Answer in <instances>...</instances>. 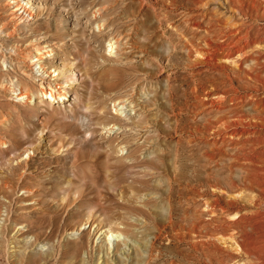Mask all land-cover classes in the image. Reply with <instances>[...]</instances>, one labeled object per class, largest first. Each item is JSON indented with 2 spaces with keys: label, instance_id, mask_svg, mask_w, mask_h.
Listing matches in <instances>:
<instances>
[{
  "label": "rangeland",
  "instance_id": "rangeland-1",
  "mask_svg": "<svg viewBox=\"0 0 264 264\" xmlns=\"http://www.w3.org/2000/svg\"><path fill=\"white\" fill-rule=\"evenodd\" d=\"M23 1L37 6L38 16L15 30L7 7L13 0H0V264H168L172 259L208 264L204 256L201 263L195 256L178 257V250L190 252V244L188 240L174 244L171 227H164L171 204L177 208L176 219H190L195 214L191 198L203 201L193 189L213 191L211 182L225 183L233 171L236 177L241 171L231 168L225 157H207L206 144H191L187 136L169 132L175 123L173 110L189 126L196 119L195 99L187 85L193 78L185 70L189 59L182 38L186 28L182 15L161 10L157 0H147V8L130 20L142 35L133 43L124 40L116 51L117 47L110 46L111 31L101 34L103 27L94 23L93 13L104 3L110 7L121 0ZM210 8L217 15L226 12L220 0H214ZM115 9L109 19L117 33L132 32L123 23L121 8ZM257 23L264 28V20ZM40 42L54 49L45 60L50 67H59L55 73L60 83H66L63 65L76 78L72 85L65 84L69 94L54 101L39 92L38 81L31 77L29 86L18 89L29 99L19 100L8 87L18 88L25 69L24 50ZM207 76H202L206 87L210 85ZM108 84L115 86L107 91ZM125 87L129 93L122 91ZM203 92L202 88V96ZM118 97H123V106L118 101L113 106ZM88 105H94V111L89 112ZM198 120L204 121L202 117ZM146 126L154 130L150 142H145ZM123 141L134 149L142 145L136 154L144 161L161 156L156 173L123 159L128 153L120 149ZM141 179H146V185ZM254 193L249 189L247 194ZM149 199L151 205H143ZM138 209L155 221L147 223ZM112 225L126 227L129 233L109 237L105 226ZM154 234L160 252L156 250V257L148 262ZM218 240L220 247L236 253L232 241Z\"/></svg>",
  "mask_w": 264,
  "mask_h": 264
},
{
  "label": "bare ground",
  "instance_id": "bare-ground-1",
  "mask_svg": "<svg viewBox=\"0 0 264 264\" xmlns=\"http://www.w3.org/2000/svg\"><path fill=\"white\" fill-rule=\"evenodd\" d=\"M33 1L28 0V2ZM157 1L160 2L161 10L181 14L186 24L182 38L186 40L184 50L189 63L185 70L193 78V81L187 85L192 90V97L195 99L192 106L196 109L194 111L196 119L192 126L184 122V116L181 117L178 112L173 110L172 117L175 123L169 132L181 137L187 136L191 144H206L207 157L210 156L213 159L225 157L229 160L231 168H237L241 171L240 177L232 175L234 174L233 171L225 183L218 179L211 182L213 191L210 189L203 191L193 189V193H197L203 201H197L194 196L191 198L194 201L195 214L190 219H176L178 212L173 202L168 215V224L166 223L164 227H167L166 225L171 227L175 240L173 241L174 244L177 240L180 242L188 240L190 244V252L184 253V249L178 250V257L183 255L189 259L190 256H195L201 263V256H204L208 259V264H230L231 261L240 263L243 260L245 262H241L242 264H264V28L259 27L258 23L256 24V21L264 20V0H220L226 10V14L221 15L213 13L210 8L214 0ZM147 3H149L147 0H121V2H115L113 5L110 3V7L106 6V3L96 7L93 13L95 14L94 23L99 25L100 29L103 27L100 30L101 34L111 31L109 42L111 47L118 48L116 51L121 50L124 40L130 39L133 43L142 35L138 33L136 24L131 25L130 20L131 17L140 15L147 8ZM7 5L11 9L10 26L14 25L13 29L15 30L25 20L35 21L37 19L39 10L33 4L27 5L23 0H13V3H7ZM115 7L121 8V14L123 12L126 21L123 23L127 27L131 26L132 32L124 33L122 30L123 32L117 33L113 27V20L109 19L110 13L116 10ZM10 35L13 36V33L10 32ZM31 47L32 50H24L26 56L20 54L26 61L23 76L16 83L18 88L8 87V89L14 96L20 97L19 100L21 98L29 99L26 97L25 91L18 89L24 90L25 87L29 86L31 77H33L34 82L38 81L39 92L43 96L49 95L54 101L57 98H65L69 94L65 84L72 85L74 83L75 72L70 67L63 65L61 73L62 76H65L66 83H60L59 80L61 79L55 73L60 70L59 67H50L48 61L45 60V58L52 56L51 52L54 49H48L47 45L42 42L35 43ZM15 48L21 50L17 46ZM117 56L120 57L121 54L117 52ZM107 59L110 60L111 58ZM112 60L115 59L112 58ZM229 62L234 63V66ZM204 74L208 75L206 77V81L210 82L208 87L204 86L205 78L202 77ZM52 80H56L54 81L56 86ZM114 86L113 84L106 85L107 91L112 90ZM135 88L137 87H133V89ZM202 88L203 96L201 95ZM129 89V87H125L122 91L127 90L126 92L129 93ZM127 93L123 95L126 96ZM19 100L15 98L14 101L19 102ZM123 100V97L114 99L115 104L113 106L116 105V101L123 106L125 104ZM94 107V105H88L86 108L92 112ZM199 117H202L204 121L200 122ZM129 130L121 129V132L131 133L132 131ZM135 131L137 132V130ZM152 132L154 130L150 126H146L145 142L151 141ZM122 143L124 147H120V149L126 148L128 150H125L128 152L127 155L123 156L122 154L123 159L133 160V167L141 166L154 172L158 169V161L162 159L161 156L156 155L144 161L136 154V149L142 148V145H138L134 149L130 142L123 141ZM105 168L109 170V165H105ZM139 181L145 185L147 183L146 179ZM249 189L256 190V194L248 195ZM223 194H228V197H224ZM32 195L35 196L36 193L34 192ZM172 195H174L173 192ZM150 200H146L143 205H151ZM202 205L205 211L201 210L200 206ZM138 214L145 217L147 223L155 221L143 209H138ZM205 215H209L210 218L205 219ZM126 227H130V225L127 224ZM126 227L120 229L113 225L105 226V233L109 237H114L116 234L126 235L129 233ZM158 227L159 225L156 226V228ZM157 238L158 235H155L151 241L148 262L156 257V250L158 253L160 252L157 248ZM216 239L225 243L229 240L232 241L236 253L220 247ZM168 264L185 263L172 259Z\"/></svg>",
  "mask_w": 264,
  "mask_h": 264
}]
</instances>
